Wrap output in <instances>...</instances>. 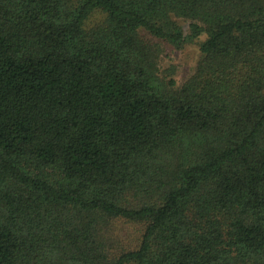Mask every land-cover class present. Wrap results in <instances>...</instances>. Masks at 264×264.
Instances as JSON below:
<instances>
[{
  "label": "trees",
  "instance_id": "1",
  "mask_svg": "<svg viewBox=\"0 0 264 264\" xmlns=\"http://www.w3.org/2000/svg\"><path fill=\"white\" fill-rule=\"evenodd\" d=\"M0 264H264V0H0Z\"/></svg>",
  "mask_w": 264,
  "mask_h": 264
},
{
  "label": "rangeland",
  "instance_id": "2",
  "mask_svg": "<svg viewBox=\"0 0 264 264\" xmlns=\"http://www.w3.org/2000/svg\"><path fill=\"white\" fill-rule=\"evenodd\" d=\"M186 30V25H184ZM198 56L197 46L194 43H185L180 48L171 45L164 46L163 66L175 67V78L182 82L191 72Z\"/></svg>",
  "mask_w": 264,
  "mask_h": 264
}]
</instances>
